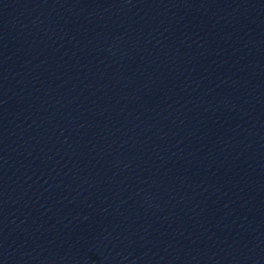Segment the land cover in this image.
Returning <instances> with one entry per match:
<instances>
[{
    "label": "water",
    "instance_id": "1",
    "mask_svg": "<svg viewBox=\"0 0 264 264\" xmlns=\"http://www.w3.org/2000/svg\"><path fill=\"white\" fill-rule=\"evenodd\" d=\"M0 264H264V0H0Z\"/></svg>",
    "mask_w": 264,
    "mask_h": 264
}]
</instances>
